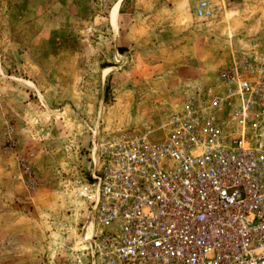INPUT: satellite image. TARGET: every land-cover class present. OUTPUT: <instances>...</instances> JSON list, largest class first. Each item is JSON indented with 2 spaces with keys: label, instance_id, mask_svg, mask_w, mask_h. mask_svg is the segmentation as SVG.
<instances>
[{
  "label": "rangeland",
  "instance_id": "rangeland-1",
  "mask_svg": "<svg viewBox=\"0 0 264 264\" xmlns=\"http://www.w3.org/2000/svg\"><path fill=\"white\" fill-rule=\"evenodd\" d=\"M198 1L0 0V264L89 247L82 187L100 143L163 137L190 90L221 96V67L264 55V0H210V18Z\"/></svg>",
  "mask_w": 264,
  "mask_h": 264
},
{
  "label": "built area",
  "instance_id": "built-area-1",
  "mask_svg": "<svg viewBox=\"0 0 264 264\" xmlns=\"http://www.w3.org/2000/svg\"><path fill=\"white\" fill-rule=\"evenodd\" d=\"M193 11L214 15L210 0ZM217 79L223 94L190 90L163 137L100 143L82 187L90 246L64 264H264V55L237 53Z\"/></svg>",
  "mask_w": 264,
  "mask_h": 264
},
{
  "label": "bare ground",
  "instance_id": "bare-ground-1",
  "mask_svg": "<svg viewBox=\"0 0 264 264\" xmlns=\"http://www.w3.org/2000/svg\"><path fill=\"white\" fill-rule=\"evenodd\" d=\"M91 230V226L90 225H88V228H87V233L86 234H88V232Z\"/></svg>",
  "mask_w": 264,
  "mask_h": 264
}]
</instances>
